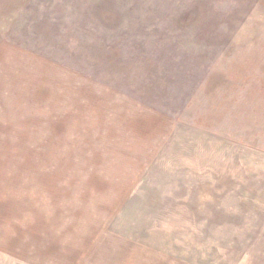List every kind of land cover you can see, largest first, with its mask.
<instances>
[{
	"label": "rangeland",
	"instance_id": "1",
	"mask_svg": "<svg viewBox=\"0 0 264 264\" xmlns=\"http://www.w3.org/2000/svg\"><path fill=\"white\" fill-rule=\"evenodd\" d=\"M251 6L0 0V264H264V173L213 124L214 11Z\"/></svg>",
	"mask_w": 264,
	"mask_h": 264
},
{
	"label": "crops",
	"instance_id": "2",
	"mask_svg": "<svg viewBox=\"0 0 264 264\" xmlns=\"http://www.w3.org/2000/svg\"><path fill=\"white\" fill-rule=\"evenodd\" d=\"M214 12L213 30L214 33L220 30V35L213 38V46L219 44L220 54L225 55L217 63V69L223 75V84L216 93L214 91V97L222 99L214 112L213 124L223 126L226 136L235 141L232 143L234 152L227 155L228 159L234 160L245 152V167L254 169V172L247 173H264L262 166L255 165L253 161L259 157L264 159V156H258L264 155V6L239 10L230 7ZM227 18L229 25L225 24ZM253 64L256 68L249 69ZM237 68L241 69L240 74L236 73ZM232 144L223 141V147L230 152ZM225 168H235L238 173H244L240 165L212 166L214 173Z\"/></svg>",
	"mask_w": 264,
	"mask_h": 264
}]
</instances>
